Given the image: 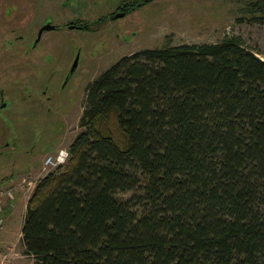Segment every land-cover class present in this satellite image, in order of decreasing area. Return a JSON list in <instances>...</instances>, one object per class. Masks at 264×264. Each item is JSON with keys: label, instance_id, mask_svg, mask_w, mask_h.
Masks as SVG:
<instances>
[{"label": "trees", "instance_id": "16d2710c", "mask_svg": "<svg viewBox=\"0 0 264 264\" xmlns=\"http://www.w3.org/2000/svg\"><path fill=\"white\" fill-rule=\"evenodd\" d=\"M80 125L27 204L34 264H264V59L242 36L122 57Z\"/></svg>", "mask_w": 264, "mask_h": 264}, {"label": "rangeland", "instance_id": "374dc122", "mask_svg": "<svg viewBox=\"0 0 264 264\" xmlns=\"http://www.w3.org/2000/svg\"><path fill=\"white\" fill-rule=\"evenodd\" d=\"M28 1L32 4V14L28 12L26 17L27 23L35 25L30 35L33 39L37 26L44 23L46 16L56 14L59 10H62L60 16L66 17L62 20L98 16L102 15L101 4L103 6L104 2H108L112 8L114 5L111 2L115 0H91L96 5L86 0H76V4H73L74 0ZM66 1L73 5V10L69 8L68 12L63 9ZM254 1L156 0L144 10H136L127 17L113 21L107 30H69L64 27L44 35L37 48L40 52L27 57L29 70L25 82L18 78L16 81L11 79L10 90L13 96H10V108L0 109V142H7L5 146L9 147L4 154H0V185L15 184L21 179L19 171L27 178L24 185H13L18 186V191L6 202L7 211L6 208L4 210L7 213L0 211L5 224L0 233V248L13 255L8 264H34L32 258L25 256L21 243L27 204L37 183L55 168L51 167V162L50 165L44 164L47 156L60 147L57 155L64 152V163L68 164L69 147L83 130L80 117L87 84L134 51L183 43L215 42L224 39L227 34L242 36L246 45L256 49L264 59V24L250 21L261 14L259 7L252 5ZM6 8L11 11L9 20L15 9L8 5ZM7 10L0 15L8 17ZM51 19L56 18L53 15ZM135 33L139 36H135ZM111 34L116 38L112 37L114 40L111 45L100 51V44L110 39ZM25 44L27 47L30 45L29 42ZM10 47L8 45L6 49ZM97 51L100 53L98 56L94 53ZM77 55L78 68L66 82V76ZM41 89L51 95V103L41 98ZM63 114L64 125L61 120ZM111 127L114 137L124 145L126 137L116 120L111 123ZM11 173L14 176L5 179ZM132 194L126 192L120 196L129 198Z\"/></svg>", "mask_w": 264, "mask_h": 264}, {"label": "flooded vegetation", "instance_id": "af4514ba", "mask_svg": "<svg viewBox=\"0 0 264 264\" xmlns=\"http://www.w3.org/2000/svg\"><path fill=\"white\" fill-rule=\"evenodd\" d=\"M86 1H88L87 3L89 4L91 3L94 4L91 0H86ZM155 1L156 0H125L120 2L118 0H115L111 2L114 5V7L112 8L108 6L109 5L108 2H104L103 6L102 4L100 5L101 7L100 12L102 13V15H98V16L91 15L88 18L70 17L67 18L66 20H62L66 17H61L60 15L62 10H59L56 14H53L56 18L55 20L51 19L53 15L44 17L46 18V20L42 25L37 26L35 37L31 39L30 35L34 31L35 25L27 23L28 17H26L28 15V12L32 14L31 2H29L28 0H17V1L0 0V14L2 11L7 10L6 5L15 9V11L13 10V17L9 20L8 18L11 16V11L9 9L7 10L8 17L0 15V109L10 108V104H11L10 96H13L10 90L12 85L11 79L13 81H16V79L18 78V80L25 82V78L28 77V75H26V72L29 70L27 68L28 66L26 65L27 57H29L28 55H31L34 52H40L39 49L37 48L40 46L43 37L47 32L58 30L64 27L68 28L69 30L71 29L93 30L98 28L101 29L105 28V30H107V27H109L113 21L118 20L119 18L127 17L133 12H136V10L138 11L141 9L144 10L145 7L146 8L149 7ZM4 3L6 4L5 7L3 6ZM67 3H68L67 1L65 2V4L63 3V9L69 12V8L73 10V5ZM73 4H76V0H74ZM23 20L25 21L23 22ZM81 20H88V21L83 22ZM118 30L122 31L121 28H119ZM137 35L139 36V34L135 33V36ZM112 37L116 38L113 34H111L110 39L108 40L106 39L102 41V43L100 44L101 47L100 51L105 50L107 47L111 45L112 41L114 40ZM25 42H29L30 45L27 47ZM8 45H10L11 47L9 49H6V46ZM94 53L97 54V56L100 54L99 51ZM76 60H78V64L74 68V70H72ZM78 65H79V55H77L75 60H73L71 69L66 76L67 79L66 82H68L71 79L74 72L78 68ZM35 88L37 89V87ZM40 96L44 101L48 103L52 102V97L51 95L48 94L46 90L41 89ZM64 114L61 119L62 125H64V121H65ZM6 143L7 142L5 143L0 142V154H4L7 148H9L8 146H5ZM59 149L56 152H52L51 155L54 157V154H56L55 157H57V152L59 151ZM43 162L45 164V160ZM22 174L23 173H20L19 171L18 175H20L21 179L19 181H16L15 184L11 183L5 186L0 185V192H7L12 190L13 194H15L18 191V186H13V185H24L27 182L26 180L27 178H25L24 175L22 176ZM29 174H32V172H30ZM13 176L14 174L12 175L11 173L10 175H6L5 179H9ZM5 205L2 207V209L0 208V211L3 212L5 208L7 211V207H6L7 205L6 206ZM6 211L4 210V214L7 213Z\"/></svg>", "mask_w": 264, "mask_h": 264}, {"label": "built area", "instance_id": "2783aa9c", "mask_svg": "<svg viewBox=\"0 0 264 264\" xmlns=\"http://www.w3.org/2000/svg\"><path fill=\"white\" fill-rule=\"evenodd\" d=\"M67 153V152H66ZM64 152H61L57 155L56 160L53 159L52 155H49L45 159V165H50V162L52 163L51 167H57L64 163ZM53 160V161H52ZM47 170V169H46ZM13 198V191H7V192H0V207L2 208L6 202H8L10 199ZM5 228L3 216L0 215V233ZM13 255L10 253H6V251L2 248H0V264H8L10 259H12Z\"/></svg>", "mask_w": 264, "mask_h": 264}, {"label": "water", "instance_id": "95a60500", "mask_svg": "<svg viewBox=\"0 0 264 264\" xmlns=\"http://www.w3.org/2000/svg\"><path fill=\"white\" fill-rule=\"evenodd\" d=\"M77 64H78V60H76V61H75V63H74V66H73L72 70H74V68L77 66Z\"/></svg>", "mask_w": 264, "mask_h": 264}, {"label": "crops", "instance_id": "0c3cea01", "mask_svg": "<svg viewBox=\"0 0 264 264\" xmlns=\"http://www.w3.org/2000/svg\"><path fill=\"white\" fill-rule=\"evenodd\" d=\"M21 236H22V232H21Z\"/></svg>", "mask_w": 264, "mask_h": 264}]
</instances>
